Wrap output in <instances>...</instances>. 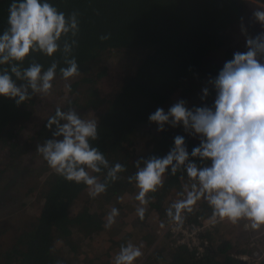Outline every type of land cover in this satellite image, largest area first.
Masks as SVG:
<instances>
[{
    "label": "trees",
    "instance_id": "trees-1",
    "mask_svg": "<svg viewBox=\"0 0 264 264\" xmlns=\"http://www.w3.org/2000/svg\"><path fill=\"white\" fill-rule=\"evenodd\" d=\"M253 1L264 5V0H48L66 17L74 11L79 13L78 46L72 55L81 74L91 73L71 84L73 98L59 108L64 111L69 108L82 109L80 95L87 97L85 109H99V106L106 104L97 116L98 139L92 142V146L105 154L110 165L121 163L127 170L118 174L119 179L109 181L104 193L86 200L73 213L72 208L82 203L86 186L68 182L57 175L37 152L38 144L53 138L55 127L50 130L46 124L56 108L27 141L21 142V134L34 120L37 95L19 106L12 99L0 97V175L13 173L12 179L1 181L5 184L11 180L6 184L8 190L0 202L7 199L5 195L10 198L16 195L14 198L24 207L27 204L25 200L33 197L35 191L42 202L37 220L8 250L0 252V264H72L59 255L56 244L61 242L71 258L79 256L86 244L101 236L106 229L104 224L111 208L124 210L120 199L125 195H134L135 180L130 181L129 177H134L136 162L167 155L174 147L177 135L184 136L190 160L198 167L205 166L199 159L191 157L192 149L200 144L199 137L188 135L182 125L172 128L166 124L165 130L160 132L158 125L149 121V116L157 108L167 112L177 94H181L189 109L214 106L216 91L210 78L218 75L224 63L233 59L235 52L247 51L248 35L237 37L233 29L245 20L250 7L255 6ZM11 3L12 0H0V34L8 27ZM258 10H264V7ZM249 29L256 32L255 35L264 33V25L258 21ZM109 33L110 39L100 40L101 35ZM224 49L223 57L217 63L213 62L214 56ZM113 53H127L128 56L137 57V62L132 70L126 72L125 81L118 92L106 101L95 87L108 75V67H101L94 73L91 65L104 55ZM32 59L41 63L45 70L53 59L59 61L56 76H61L59 67L66 66L61 53L54 58L33 54L20 65L21 69L28 67ZM5 68L11 74L10 65H0V72ZM13 79H16L15 76ZM16 82L18 85L22 83L20 80ZM205 82L209 84L210 94L206 100H202ZM144 128L150 132L152 141L144 156H139L137 138ZM29 156L31 159H41L43 163L38 169L23 171L30 168L24 165ZM210 163L206 162L207 166ZM34 172H39L38 177L48 176L42 184L27 189L25 185L34 177ZM93 174L99 175L103 181L107 170ZM192 183L183 168L176 175H172L169 169L162 186L156 192L149 193L148 211L153 212L159 222L165 223L169 219L167 209L185 193V186L190 189ZM13 185L15 187L12 189ZM212 211L207 201L202 199L194 208L193 216L207 218L212 216ZM140 223L144 224V221L137 217L132 225L133 231L127 237H132V232L138 234ZM218 229L209 234L211 247L200 259L185 247L170 246L166 240L145 264H244L233 253L234 243L217 242L215 235ZM6 231H0V235ZM109 240L118 247L122 245ZM155 240L156 236L153 235L152 241ZM163 256H167L164 263L160 260ZM97 260L91 259L87 253L84 263L96 264Z\"/></svg>",
    "mask_w": 264,
    "mask_h": 264
},
{
    "label": "clouds",
    "instance_id": "clouds-1",
    "mask_svg": "<svg viewBox=\"0 0 264 264\" xmlns=\"http://www.w3.org/2000/svg\"><path fill=\"white\" fill-rule=\"evenodd\" d=\"M78 16L74 11L66 17L48 0H12L8 27L0 34V65H10L11 74L7 68L0 72V97L12 99L19 106L37 94L51 93L59 61L53 59L45 70L32 59L28 67L21 69L20 65L33 54L54 58L61 53L66 66L59 67V72L65 82L81 74L72 55L78 46ZM254 17L264 25V10H256ZM110 38V33L100 36L101 41ZM246 46V52H235L218 75L210 78L216 91L214 106L189 109L181 99L167 112L157 108L150 114L149 121L158 125L160 132L166 124L172 128L182 125L188 135L199 137L200 144L192 149L191 157L205 166L198 167L190 160L181 135L175 136L174 147L167 155L138 160L134 177L129 180L134 179L138 189L135 199L141 206L136 208V215L141 221L149 193L162 186L169 169L176 175L183 168L193 183L190 189L185 186L181 194L184 198L167 209L171 221L182 225L183 213H191L193 206L204 199L213 210V223L219 219L235 224L243 219L253 230L264 228V33L248 36ZM16 80L22 83L18 85ZM209 94L204 88L201 99L206 100ZM53 126V138L38 144L37 152L57 175L85 185L91 198L104 193L108 182L119 179L118 174L127 170L121 163L110 165L105 154L92 146L98 139L95 118L85 119L75 109L57 107L46 124L50 130ZM102 170H107L103 181L93 174ZM118 215L119 210L111 208L104 227L110 229ZM142 247L131 241L122 244L113 264H136L143 256Z\"/></svg>",
    "mask_w": 264,
    "mask_h": 264
},
{
    "label": "rangeland",
    "instance_id": "rangeland-1",
    "mask_svg": "<svg viewBox=\"0 0 264 264\" xmlns=\"http://www.w3.org/2000/svg\"><path fill=\"white\" fill-rule=\"evenodd\" d=\"M252 3L255 6L250 7L245 20L233 29V32L237 37H242L244 35H248L251 37L256 36V32H251L249 28L257 21L254 17V12L258 10L259 7H264V5H261L254 1ZM225 50L226 49L222 50L221 53L215 55L213 58V62L217 63L223 57ZM136 62L137 57L128 56L127 53H121V55L113 53L104 55L100 60L91 65V69H93L94 73H97V71L101 67H108V75L106 76V78L98 81L95 87V89L101 94V96H103L106 101L114 96L116 92H118L121 85L125 81L126 72L132 70L134 68L133 65H135ZM109 63H111L112 65ZM90 74V72H88V74H80L78 77H75L68 82H65L61 76H56L53 81V89L48 96L37 94V105L35 108L36 112L34 115V120L21 134V142L27 141L30 136L34 134L37 127L43 122L44 119H46L51 114V112L55 108L64 106L68 100H71L73 98L70 93L71 84L78 81L83 76ZM208 86V82H205L203 84L204 88H208ZM86 99L87 97H85V95H80V104L83 108H78L75 110L82 118L97 119L98 114L103 111V109L106 107V104H102L101 106H99V109H85L84 106ZM181 99V94H177L172 99L171 106ZM151 141L152 136L150 132L147 128H144L141 132V135H139V137L137 138V151L139 152V156H144V153L148 149ZM1 156L2 153H0V159ZM42 163L43 161L41 159H31V157L29 156L28 158H26L24 165L27 167L29 166L30 168H26V170L24 169L23 171L28 172V170H30L31 168L38 169V167H40ZM36 169L33 171H36ZM34 173V177L28 180V183L25 185L27 189L32 186H37V184H42L48 176V174H45L43 176L41 175V177H38L39 172ZM12 177L13 173L11 175V173L9 172L0 175V198H2L4 192L8 190L7 185L11 180L7 181L5 184H2L1 181L12 179ZM13 187L15 186L13 185L12 189ZM137 192L138 189L136 188L134 195H125V197L120 199V204L122 205V209L124 210H119L120 212L119 215L115 218V223L110 229H105L101 236L97 237L91 242H88L84 249H82V253L79 256H76L75 258H71L70 255L68 256L66 247L61 242H58L56 244V249L58 250L59 255L63 256L68 261H71L72 264H85L84 259H86L87 253L89 254L91 259H98L96 264H113L114 257L119 252L120 245L118 247L116 244L112 243L109 240L112 239L121 244L127 243L129 241L137 246L142 244L143 247L141 250L143 252V256L138 261H136V264H145V262L147 261L149 256L153 254L155 249L159 247V245H162V243H166V240L161 239L160 237V232L163 230V227H161V222H159L157 216L153 212L148 211L147 205H144V207L146 208L145 218L143 220L144 224H139L137 228L138 234L132 232V237H127L128 233H131V231H133L132 225L134 223V220L138 217V215H136V208L141 206L135 199V195L137 194ZM5 196L7 197V199H4L2 202H0V231H2L3 229H7V231L6 233L0 235V252L8 250L16 242L17 238L24 231L30 228V226L37 220L42 209V202L39 200V197L36 196V191L33 193V197L27 198L25 200L27 204L24 207H22L23 205L20 201H17L14 198V196L16 195L12 196L11 198L7 195ZM90 199L92 198L89 196L88 191L84 192L81 198L82 203H78L77 205H75L72 208V212L76 213L80 209V207L83 206L84 202ZM176 200L177 198L174 201ZM247 223L249 224L247 220L243 219L235 224L223 220L217 227L219 229L217 230L215 238L217 242L231 241L232 243H234L233 253L235 254V256L240 259L242 256L246 255L249 257V261L252 260L253 253L257 249L256 246H250L251 240L255 239V243L261 241L263 251L262 261H264V228L260 230H253L251 229L249 224L248 231L246 230ZM153 235L156 236L155 242L152 241ZM163 257H161L160 260L164 263L167 256Z\"/></svg>",
    "mask_w": 264,
    "mask_h": 264
},
{
    "label": "built area",
    "instance_id": "built-area-1",
    "mask_svg": "<svg viewBox=\"0 0 264 264\" xmlns=\"http://www.w3.org/2000/svg\"><path fill=\"white\" fill-rule=\"evenodd\" d=\"M184 198L180 196L179 199ZM178 199V200H179ZM196 207L193 206V210ZM192 213H183L185 220L182 225H177L175 222L168 219L165 221L163 230L160 232L161 239L168 240L170 246L174 248L185 247L190 253L200 259L207 254L208 250L211 247V240L209 234L211 231L215 230L218 225L223 221L217 219L215 223L212 222L210 217H203L201 215H194ZM246 227V230L249 231V224ZM255 239L251 240L250 246H256L257 249L253 253L252 260L249 261L248 256H242L241 261H246L248 264H262V246L261 241L255 243ZM255 262V263H254Z\"/></svg>",
    "mask_w": 264,
    "mask_h": 264
},
{
    "label": "water",
    "instance_id": "water-1",
    "mask_svg": "<svg viewBox=\"0 0 264 264\" xmlns=\"http://www.w3.org/2000/svg\"><path fill=\"white\" fill-rule=\"evenodd\" d=\"M242 263H244V264H248L246 261H242Z\"/></svg>",
    "mask_w": 264,
    "mask_h": 264
},
{
    "label": "crops",
    "instance_id": "crops-1",
    "mask_svg": "<svg viewBox=\"0 0 264 264\" xmlns=\"http://www.w3.org/2000/svg\"><path fill=\"white\" fill-rule=\"evenodd\" d=\"M218 229V228H217Z\"/></svg>",
    "mask_w": 264,
    "mask_h": 264
}]
</instances>
